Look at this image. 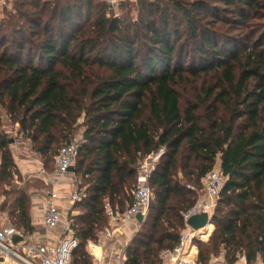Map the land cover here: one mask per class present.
Instances as JSON below:
<instances>
[{
    "label": "trees",
    "instance_id": "trees-1",
    "mask_svg": "<svg viewBox=\"0 0 264 264\" xmlns=\"http://www.w3.org/2000/svg\"><path fill=\"white\" fill-rule=\"evenodd\" d=\"M13 1L0 19V184L19 173L6 119L46 167L54 162L53 171L54 157L83 127L74 172L86 189H78V214L69 216L80 240L71 264H92L87 247L110 221L107 203L120 212L129 207L140 163L161 148L150 210L126 264H162L160 254L178 246L186 228L183 212L199 201L219 160L226 179L215 230L207 244L194 240L199 261L208 264L221 250L230 263L243 251L250 263L258 252L264 259V0H138L135 23L110 17L105 0ZM210 1L225 5L231 19L216 20L237 34L204 23ZM172 16L188 28L185 43ZM202 76L214 84L184 96L180 85ZM5 194L1 209L32 234L28 190Z\"/></svg>",
    "mask_w": 264,
    "mask_h": 264
},
{
    "label": "built area",
    "instance_id": "built-area-1",
    "mask_svg": "<svg viewBox=\"0 0 264 264\" xmlns=\"http://www.w3.org/2000/svg\"><path fill=\"white\" fill-rule=\"evenodd\" d=\"M117 1L107 0L111 4ZM81 139L74 138L70 143L64 145L54 157L55 169L52 174L54 181H57L62 175L68 173L71 167L75 166ZM163 153L164 149L161 148L159 151L145 157L140 163L138 182L132 191V202L125 211H117L109 204L106 206L110 226L102 231L96 240L89 241L87 247L92 258V264H104L106 248L113 242L120 228L128 220L136 219L138 214H142L145 220L153 199L150 176ZM225 179L219 169L210 171L204 177L203 198L183 212L182 216L186 228L181 233L178 246L174 249H166L160 254L162 264H201L198 247L194 245V240L204 241V238L199 233L201 229L196 231L187 222L191 217L201 213H208L212 218ZM58 199L57 191L52 188L46 189L43 225L46 229L53 230L63 223V238L57 244L36 242L31 234L26 235L17 229L11 223L8 211L0 207V264H71L72 254L79 247L80 240L74 233L72 221L70 219L63 220ZM79 199L80 194L76 190L71 196V201L75 203ZM128 245L129 243L115 251L114 259L117 264H126ZM96 247L100 248L99 253L95 252ZM242 260L243 264H264L263 258H259L252 263L247 261L245 257ZM208 264H230L226 251L221 250L218 254L213 255Z\"/></svg>",
    "mask_w": 264,
    "mask_h": 264
},
{
    "label": "rangeland",
    "instance_id": "rangeland-1",
    "mask_svg": "<svg viewBox=\"0 0 264 264\" xmlns=\"http://www.w3.org/2000/svg\"><path fill=\"white\" fill-rule=\"evenodd\" d=\"M105 1L107 2V0H105ZM122 1H128L129 2V4H128L126 9H124V7L122 9H120L119 4ZM137 1L138 0H118L114 4H111V3L107 2L114 9L113 13L109 12V16L110 17L115 16V17H118V18H123L127 22H131V23L134 22L135 23L138 20L139 16H140V11L135 6ZM153 1H158V0H153ZM185 1L193 2L195 0H185ZM209 5H210L209 12L211 13V16H210V18L206 19V21L204 23L206 24L207 22H214V26H213L214 30H218V31H222L223 30V32H226V33H229V34H237L238 31H234V29H233V27H231V25H229L227 23H224L222 21L217 22V20H216V19H221V18L222 19L225 18L226 20H229V18L231 19V15H230L229 12L227 14L223 13V10H226L225 5L222 4V3H219V2H214V1H210ZM215 7L221 9L219 11L220 14L217 12L218 15H214ZM13 8H14V1L13 0H0V19H2L4 17V13L6 11L7 12L13 11L14 10ZM204 11H205V9H198L197 13L202 14ZM168 12L171 15L173 14V11H171V10H168ZM173 15H175V14H173ZM154 16L158 17V15H153V17ZM84 19H85V17L82 18V21ZM172 19H174V16H172ZM77 22L79 23L80 21H77ZM157 22H159L161 24L160 19H158ZM172 24L179 26V30H180L179 36H181L180 37L181 38L180 41H182V43H185L187 38H188V34H189L188 28L186 27V24L182 21V19L179 16H175V19L172 21ZM188 44H190V43H188ZM187 46H189L188 52H189V56H191V53H193L192 50H193L195 45L191 44V45H187ZM137 47L139 49H141L142 52H144L146 50L144 48V45H142L141 43H138ZM191 80H192V83L183 84V85H180V87H179L180 90L182 91V93L184 94V96H186V97H191L196 92H199L204 85L205 86H210V85L214 84V79H213L212 76H208V77L202 76V77L197 78V79L191 78ZM79 122H80V124H83V122H84L83 118H81ZM3 125H4L3 128L5 127L4 130L7 132L8 136L11 138L10 148H11V151L13 153V157H14L15 162H16V160L18 158L19 159L20 158H26V159H29V160H32V159L33 160H35V159L38 160L39 159L48 172H52L53 171L54 162L52 163L51 161H49L47 163V167H46V165L44 164V160L39 158L37 156V154H35L31 150L29 141L27 142L26 140H23L22 138L19 137V135L17 134V131L13 128L14 124L12 122H10L8 119H6V121H4V123H3ZM1 129H2V127H1ZM82 134H83V127H81L76 132L75 138H82ZM28 154H29V156H26ZM215 169H218L217 166L215 167ZM72 177L74 178V181H75V185H76L75 188L78 190V189H80V186H82L81 192L85 191L86 186L82 185V183H84V181H82L81 177L79 175H76V174L72 175ZM179 178L184 181L182 173L179 175ZM137 182H138V179H137ZM184 182H186V181H184ZM42 184H40V182L38 180L33 178L32 175H30V174L23 175L19 171L17 176H15L14 180L12 181L11 185L8 186L5 183L0 184V201L2 199H4V198H8V195L5 194V191L8 192L10 190H13V188H23L25 190H28V192H29L30 189L32 187H34V186L35 187H40L42 189H45L46 188L45 184L44 183H42ZM81 192H80V194H81ZM42 194H44V193L42 192ZM198 194H199V200L201 198H203V195H204L203 186H202L201 189H198ZM11 196H13V195H9V197H11ZM29 197H30V194H29ZM130 197H132V193L130 194ZM30 201H31V198H30ZM73 205H75V203ZM31 207H32V201H31ZM149 210H150V208H149ZM148 213H149V211H148ZM211 224H210L209 227L204 228L201 231V232H204L203 235H202L204 239H206L209 236V233L212 231V229H213V231L215 230V225L212 222H211ZM109 226H110L109 222L105 223V224H102L98 228L96 239L98 238V236L101 235L102 231H104ZM140 230H141V224L138 227L137 231L132 236V239L130 240L129 244L131 243L133 238L137 235V233ZM210 236L208 237V239L206 241H202V242L204 244H207L208 240L210 239ZM243 253H245V251L237 253V255L242 256Z\"/></svg>",
    "mask_w": 264,
    "mask_h": 264
},
{
    "label": "crops",
    "instance_id": "crops-1",
    "mask_svg": "<svg viewBox=\"0 0 264 264\" xmlns=\"http://www.w3.org/2000/svg\"><path fill=\"white\" fill-rule=\"evenodd\" d=\"M13 128L17 131V134H18L19 125L18 124L14 125ZM19 137L22 138L21 135H19ZM26 141L28 142V140ZM26 156H29V154ZM16 164H17V167L20 173H22L23 175L30 174L32 175L33 178L38 180L40 184L44 183L46 186L45 189L34 186L29 191L30 198L32 201L30 216H31L32 226L34 227V231L31 234L32 238L38 243L57 244L63 238V233H64L63 223L53 230H49L44 227L43 214H44L45 190L52 188L58 192V195H59L58 204L60 206V211L62 213L63 220L64 221L69 220L70 215L78 214L76 210H73L74 203L71 201L72 194L77 190L75 188L76 185H75L74 178L72 177V175H75V172L69 171L68 173L62 175L57 181H54L53 175H52L53 171L48 172L39 159L29 160L26 158H20V159L18 158L16 160ZM220 164L221 162L219 160L217 164V168L219 170H220ZM42 192L44 194H42ZM108 204L109 203H107V205ZM139 226H140V223L137 220V218L136 219L133 218V219L128 220L120 228L116 238L106 248V258H105L104 264H117L116 260L114 259L115 251L121 249L122 247H124L125 244L130 242V240L132 239V236L137 231ZM209 226L210 224L207 227ZM212 231L209 233V236L211 235ZM208 237L204 239V241H206ZM99 252H96V253H99ZM243 257H245L247 261H249V257L247 256L245 252L243 253L242 256L237 255V258L233 263H230V262L229 263L230 264H243V260H242ZM259 258H262V254L260 252L257 253L256 260Z\"/></svg>",
    "mask_w": 264,
    "mask_h": 264
},
{
    "label": "water",
    "instance_id": "water-1",
    "mask_svg": "<svg viewBox=\"0 0 264 264\" xmlns=\"http://www.w3.org/2000/svg\"><path fill=\"white\" fill-rule=\"evenodd\" d=\"M69 171L74 172L75 168L71 167ZM136 218L140 224L144 222V216L142 214H138ZM210 223H211V217L209 216L208 213H201L195 215L191 217L187 222V224L196 231L203 229L204 227L208 226Z\"/></svg>",
    "mask_w": 264,
    "mask_h": 264
},
{
    "label": "bare ground",
    "instance_id": "bare-ground-1",
    "mask_svg": "<svg viewBox=\"0 0 264 264\" xmlns=\"http://www.w3.org/2000/svg\"><path fill=\"white\" fill-rule=\"evenodd\" d=\"M204 228H205V227H204ZM204 228H203V229H204ZM206 228H207V226H206ZM201 231H202V229L200 230L199 233L203 235V233H202ZM95 251H96V252H99V251H100V248H99V247H96V248H95Z\"/></svg>",
    "mask_w": 264,
    "mask_h": 264
}]
</instances>
